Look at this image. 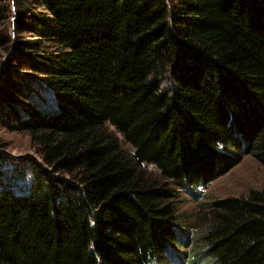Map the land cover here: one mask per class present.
<instances>
[{"label":"trees","instance_id":"obj_1","mask_svg":"<svg viewBox=\"0 0 264 264\" xmlns=\"http://www.w3.org/2000/svg\"><path fill=\"white\" fill-rule=\"evenodd\" d=\"M15 5L0 120L38 160L0 156V264H264V190L175 205L264 167V0Z\"/></svg>","mask_w":264,"mask_h":264},{"label":"rangeland","instance_id":"obj_2","mask_svg":"<svg viewBox=\"0 0 264 264\" xmlns=\"http://www.w3.org/2000/svg\"><path fill=\"white\" fill-rule=\"evenodd\" d=\"M20 1V2H19ZM3 0V4L10 7V13L7 17L0 16V31L7 29L8 38H11V42L8 39V44L4 48H0V102H4V107H9L7 100L2 94V80L9 77L7 80H14L11 71L9 69V59L11 58V52L15 49V41H29L33 39V35L28 33H17L18 30L14 28L16 22L17 8L16 3H20V6L29 4L33 0ZM26 13V11H23ZM17 31V32H16ZM2 67V68H1ZM23 74H32V72L24 67L22 69ZM12 95V92H8ZM8 109V108H7ZM113 131V128H112ZM115 132V131H114ZM127 151L131 152L132 148L123 142V137L115 133ZM223 150V148H222ZM0 156L7 162H20L25 163L27 160L34 158L38 160L37 154L30 137L26 133L16 132L11 130L8 126L0 120ZM150 176L153 179L162 181L160 172L154 166H147ZM31 176V175H30ZM29 176V177H30ZM19 189V188H18ZM20 190V189H19ZM264 190V167L258 163L252 156H244L242 161L236 165L226 175L222 176L218 180L211 183L206 189L198 188L196 191L187 193L178 189L179 197L175 201L176 215L183 217L188 223H192L193 217L199 210V204L205 201H211L216 199H224L228 197H241L248 195L252 191ZM169 264H177L175 261H171Z\"/></svg>","mask_w":264,"mask_h":264}]
</instances>
